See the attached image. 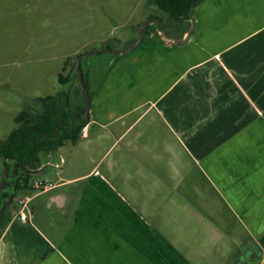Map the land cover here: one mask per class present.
Returning <instances> with one entry per match:
<instances>
[{
    "label": "crops",
    "instance_id": "obj_1",
    "mask_svg": "<svg viewBox=\"0 0 264 264\" xmlns=\"http://www.w3.org/2000/svg\"><path fill=\"white\" fill-rule=\"evenodd\" d=\"M192 17L89 73L88 132L29 167L52 187L18 192L0 264L264 263V0Z\"/></svg>",
    "mask_w": 264,
    "mask_h": 264
},
{
    "label": "rangeland",
    "instance_id": "obj_2",
    "mask_svg": "<svg viewBox=\"0 0 264 264\" xmlns=\"http://www.w3.org/2000/svg\"><path fill=\"white\" fill-rule=\"evenodd\" d=\"M147 1L0 0V141L17 127L15 118L22 111L37 110V99L70 92L73 101L85 107L74 77L77 57L105 45L110 50L128 48L137 26L161 15L147 7ZM157 37L154 42L162 38ZM149 41L145 37L141 47ZM113 56L103 51L85 57L82 68L87 80L89 73L94 80L102 78ZM70 74L73 81L60 82L61 75ZM88 82L95 98L97 82ZM62 153L69 154L65 149ZM10 213H17L14 206Z\"/></svg>",
    "mask_w": 264,
    "mask_h": 264
},
{
    "label": "trees",
    "instance_id": "obj_3",
    "mask_svg": "<svg viewBox=\"0 0 264 264\" xmlns=\"http://www.w3.org/2000/svg\"><path fill=\"white\" fill-rule=\"evenodd\" d=\"M203 1L148 0L147 7L156 9L161 14L159 17H155L156 19L164 20L167 14L170 15V19L166 24H160L156 21L151 22L145 30V37L152 36L158 30L165 33L168 28L173 30L175 27L182 30L181 35L183 37L191 26L193 9ZM151 17L153 18V16ZM177 29L175 30L177 31ZM177 34L172 33L174 36ZM107 46L109 47V45ZM74 77L77 79L75 73ZM84 77L90 93V106L86 104L83 107L75 103L70 92H60L55 96L37 99V110L35 112L34 110H25L15 118L17 127L6 140L0 141V174L4 169V163L36 167L40 162L41 155L55 153L67 142L78 143L83 128L90 121V115H85L84 111L91 107L94 100V93L91 92L85 73ZM71 81H73L71 74L66 77L60 76L61 83H69ZM31 181L32 175L26 173H23L18 178L8 180L7 188L10 189L0 195V207L8 201L12 189L15 191V198L19 191L32 190ZM9 217L10 215H7L4 218L0 229L4 227Z\"/></svg>",
    "mask_w": 264,
    "mask_h": 264
},
{
    "label": "water",
    "instance_id": "obj_4",
    "mask_svg": "<svg viewBox=\"0 0 264 264\" xmlns=\"http://www.w3.org/2000/svg\"><path fill=\"white\" fill-rule=\"evenodd\" d=\"M169 19H170V15L167 14L165 16L164 20H159L156 18H150L149 20L145 21L138 28L136 38L134 39L132 44L128 48H126L125 50H110L106 46L104 49H102L100 51L82 54V55H79L77 57L76 63H75V72L77 75L78 84L84 93L86 104L88 106H90V93H89V90H88L86 83H85L84 72H83V69L81 66L82 60L87 56H94V55H97L103 51H110L115 57L126 56V55L132 53L142 43V41L144 40V37H145V30L147 29L148 25L151 22L156 21L157 23H160V24H166ZM193 29H194V19H193V17H191V26H190L188 32L185 34L184 37H182V38L177 37V38H174L172 40L169 36H166V37H163L162 40H164L165 42H169L171 45L187 43L189 40V37L191 36V34L193 32ZM158 32H161V31H158ZM89 111H90V107L85 109V111H84L85 115H88ZM29 167L30 166L25 167V166H22L20 164L4 163V169L0 175V195L8 189L7 188V181L8 180L15 179V178L21 176L23 173L30 174L31 171L29 170ZM14 198H15V191H14V189H12L11 195H10L8 201L0 209V225L2 223V219H3L4 214L8 211V209L11 207L12 203L14 202Z\"/></svg>",
    "mask_w": 264,
    "mask_h": 264
},
{
    "label": "built area",
    "instance_id": "obj_5",
    "mask_svg": "<svg viewBox=\"0 0 264 264\" xmlns=\"http://www.w3.org/2000/svg\"><path fill=\"white\" fill-rule=\"evenodd\" d=\"M159 35H162L161 32H159ZM88 131L87 127H84L81 134L85 135ZM33 189L35 190H41V189H47L52 187L51 183L42 182V181H35L32 184ZM16 205H17V217L22 222H27L30 218V216L33 215L34 210L31 206V198L30 197H20L16 199ZM264 264V263H263Z\"/></svg>",
    "mask_w": 264,
    "mask_h": 264
},
{
    "label": "flooded vegetation",
    "instance_id": "obj_6",
    "mask_svg": "<svg viewBox=\"0 0 264 264\" xmlns=\"http://www.w3.org/2000/svg\"><path fill=\"white\" fill-rule=\"evenodd\" d=\"M175 29H177V27H175ZM175 29H171L170 30V32H168V33H174L176 30ZM159 31V30H158ZM169 31V30H168ZM162 33V35H160L162 38H163V36L164 37H166V36H168V35H166L165 33H163V32H161ZM152 36H159V33H157V31L152 35ZM18 178V177H17ZM9 189L10 188H8L6 191H9ZM15 202H16V198H14V202L12 203V205H11V207L8 209V211L4 214V216H3V219H2V222H3V220H4V218L7 216V215H10V211H11V208H12V206H14L15 207ZM3 206V205H2ZM2 206L0 207V209L2 208ZM2 224V223H1Z\"/></svg>",
    "mask_w": 264,
    "mask_h": 264
}]
</instances>
